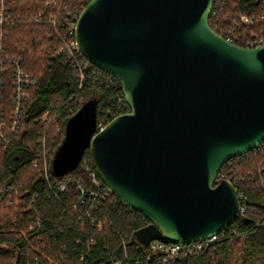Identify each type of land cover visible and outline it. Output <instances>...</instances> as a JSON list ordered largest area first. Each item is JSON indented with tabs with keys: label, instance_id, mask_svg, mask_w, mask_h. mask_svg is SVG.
I'll return each mask as SVG.
<instances>
[{
	"label": "water",
	"instance_id": "1",
	"mask_svg": "<svg viewBox=\"0 0 264 264\" xmlns=\"http://www.w3.org/2000/svg\"><path fill=\"white\" fill-rule=\"evenodd\" d=\"M213 0H90L75 38L120 85L129 112L96 131L94 106L68 121L52 159L62 176L86 150L114 198L149 224L135 236L188 245L237 216L227 161L264 142V44L237 46L209 27Z\"/></svg>",
	"mask_w": 264,
	"mask_h": 264
},
{
	"label": "trees",
	"instance_id": "2",
	"mask_svg": "<svg viewBox=\"0 0 264 264\" xmlns=\"http://www.w3.org/2000/svg\"><path fill=\"white\" fill-rule=\"evenodd\" d=\"M51 1L10 0L9 6L11 14L20 18L50 16L56 11L48 6ZM89 1L66 0L59 21L79 16ZM241 17L249 20L248 27L241 24ZM208 23L216 34L231 36L233 44L244 46L246 40L264 33V0H213ZM53 33L48 25L19 24L8 28L4 36L5 58H20L22 68L36 83L25 90L17 135L8 140L7 146L0 142V264H27L41 257L55 264H136L137 260L140 264H264V142L256 154L226 162L231 163L236 177L235 190L245 194L253 211L237 214L212 246L166 263L162 255L149 257L146 246L135 236L149 224L148 220L114 196L106 198L94 213L97 219L106 220L101 232H96L80 211H69L67 200H45L42 173L30 166L38 157L41 116L47 110L52 113L46 140L54 156L68 121L84 104L93 103L96 123L111 121L121 107L117 102L121 91L113 86L114 80L89 64L85 65L87 79L79 87V72L69 69L54 53L57 42ZM7 71L3 100L8 119L13 107L9 67ZM122 107L129 112L128 107ZM90 158L86 150L80 164L62 176L54 175L51 160L49 173L53 180L64 176L85 180L81 166L85 164L87 172L95 171ZM33 194L37 198L30 208ZM32 224L35 227L29 231Z\"/></svg>",
	"mask_w": 264,
	"mask_h": 264
},
{
	"label": "built area",
	"instance_id": "3",
	"mask_svg": "<svg viewBox=\"0 0 264 264\" xmlns=\"http://www.w3.org/2000/svg\"><path fill=\"white\" fill-rule=\"evenodd\" d=\"M9 1L10 0H0V142L6 144V146L8 144V140H11V138L17 135L19 127V112L25 100V90L27 87L33 86L36 83L22 68L20 58H5L4 36L8 28L19 24L48 25L52 27V29L54 30L53 37L57 42L54 53L55 55L62 58L64 64L69 69L77 70L79 72V87L81 86L83 80L87 79V75L85 72L88 70V68L85 67V65L89 64L81 54L75 38L78 16H68V18L63 19L61 22L59 21L61 11L65 8L66 0H52L48 4V6L55 7L56 11L50 16L38 14L35 17L29 18H20L18 16L12 15ZM240 21L241 24L245 25L246 27L250 25V22L246 17H241ZM224 39L232 42L231 36H228V38ZM262 44H264V33L246 40L244 46L242 47L255 48L261 46ZM7 67H9V76L12 83L11 104L13 107L8 119L5 116L3 100L5 77L8 72ZM94 69L100 71L109 79L114 80L113 86L121 91L119 83L113 76L98 68L94 67ZM121 96L117 98V102L121 106L119 109V115L127 113L122 109V106L125 105L126 107H128L124 101L122 92ZM51 114V111L47 110L38 121L39 126L41 127V131L39 133L37 141L38 157L31 161L30 166L42 173L43 180L47 189L44 194L45 200H67L68 202L65 206L67 209H69V211H80L85 216V218L89 219L95 226L96 232H101L104 228H106V220L97 219L94 216V213L102 205L104 200L112 194L109 189L101 182L96 173V170L94 172H87V167L85 164L81 166L82 169H84V171L86 172L85 180H80L72 176L59 177L58 179L54 180L52 179L49 173V162L52 160L53 155L51 149H49L47 145L46 140L47 132L51 122ZM108 123V120L104 123H96V131L103 130ZM262 145L263 143L255 146L253 149H251L246 154H243L239 158H245L248 153L256 154L261 150ZM88 161L92 163L91 158ZM218 180H225L232 184L234 187V184L236 183V177L232 172L231 163H225L219 169L216 177V181ZM236 193L238 197L237 214L244 215L248 210L253 211V208H249L246 203L247 201L245 194L243 192L237 191ZM36 198L37 194H33L31 196L29 200L30 208H34L33 204ZM38 222L39 219L35 221V223ZM34 227L35 224H32L29 226L28 230L32 231ZM217 235L218 234L212 235L207 239L188 245H172L164 244L159 241H151L148 245H146V249L149 252V257L156 258V255H162L161 257L166 263L175 258L189 256L192 253L201 250L202 248L212 246L217 241ZM27 264L55 263L47 257H41L39 259L29 260ZM112 264H116V262L113 261ZM136 264H140L139 260H137Z\"/></svg>",
	"mask_w": 264,
	"mask_h": 264
}]
</instances>
